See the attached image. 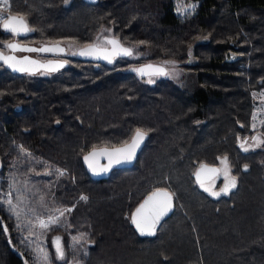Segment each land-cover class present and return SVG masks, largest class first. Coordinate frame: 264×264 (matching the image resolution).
Returning <instances> with one entry per match:
<instances>
[{
  "label": "trees",
  "instance_id": "1",
  "mask_svg": "<svg viewBox=\"0 0 264 264\" xmlns=\"http://www.w3.org/2000/svg\"><path fill=\"white\" fill-rule=\"evenodd\" d=\"M181 3L195 11L181 16ZM4 15H24L36 30L13 37L21 42L71 47L109 34L141 62L175 61L180 72L141 77L131 71L136 64L122 62L127 56L109 63L75 54L60 70L35 74L0 62V189L14 177L27 207L39 213L75 205L71 227L47 232L55 264H264V147L243 152L237 144V136L264 134V125L246 134L253 93L264 89V0H10ZM10 36L0 28V42ZM137 103L150 125L141 126L149 137L136 162L91 178L83 154L129 140L133 124L126 123ZM115 127L123 133L105 137ZM224 155L236 187L213 197L192 171L202 162L218 166ZM164 177L175 192L174 210L155 235L141 236L131 212L165 187L156 183ZM17 232L0 205V264H31ZM80 232L91 243L70 246L69 233ZM54 236L62 237L63 260L56 259Z\"/></svg>",
  "mask_w": 264,
  "mask_h": 264
},
{
  "label": "snow or ice",
  "instance_id": "2",
  "mask_svg": "<svg viewBox=\"0 0 264 264\" xmlns=\"http://www.w3.org/2000/svg\"><path fill=\"white\" fill-rule=\"evenodd\" d=\"M64 4L67 5L70 0H63ZM195 4H189L186 7L181 3L177 7V12L181 15H191L195 11ZM10 9V0H0V28L4 32L10 33L13 37L27 35L28 33L36 31L34 28L28 25L27 19L24 15H3ZM103 32L110 33L111 29H102ZM206 39V37H205ZM2 49L0 50V62L11 68L13 71L20 73L35 74L38 69H45L47 72H54L58 68H63L65 61H53L48 60L47 62H41L36 59H32L29 56L18 57L15 55L16 52H64V48L60 47V42L57 41L54 46H41V47H30L27 45H21L17 42L3 41ZM146 41H139L138 45L145 44ZM137 45V46H138ZM71 46V45H70ZM4 50H9L12 54H6ZM191 51V46H190ZM81 56H95L98 59H104L111 63L117 56H132L134 55V50L131 47L125 46L118 36H108L105 35L102 39L98 36L95 41L90 44H86L83 48L79 49L78 53ZM175 61H164V64H172L175 66ZM131 71L137 73V75L143 77L148 75L150 77L155 76H167L171 72H175V68L168 70L160 65H143L139 68H133ZM43 74V73H42ZM179 73H176L178 75ZM148 83H153V79H149ZM257 93H253V97L256 98ZM262 101H264V93H260ZM260 111L264 112V103L260 105ZM258 112L254 111L252 114L253 123L251 125L252 129H256V123ZM59 123V121H56ZM264 125V121H261ZM244 127V125H241ZM148 132L142 130L141 128H136L135 132L131 136V140H125L121 147L113 148L112 150L101 149L97 152L95 147L93 151L88 152L84 155V161L88 164L90 171L93 174L106 173L116 165L130 162L136 154L137 149L141 146L142 142L147 137ZM262 135H253L250 138L245 136L243 138L237 136V144L241 151L248 152L250 150L264 147V139ZM251 141V142H249ZM21 154H28L23 146H20ZM30 155V154H28ZM99 155H104L108 163L105 165H100L98 163L97 157ZM220 161V167L209 166L205 163H200L199 167L193 172L196 177L195 183L199 185L205 192L210 196L218 197L220 195H228L231 189L236 187V177L231 175L232 166L227 155L217 157ZM244 170H247L248 165L243 166ZM59 175L63 176L65 174L64 170H57ZM211 173L213 175H222L224 177L223 187L219 191L213 190L212 186H208L205 183L204 175ZM15 191L14 185L10 186ZM6 199H0V205L7 206V211L16 218L17 221H21L22 209L19 205L24 202L25 197L23 195L16 197V203L13 202L12 193L9 192L5 194ZM174 193L169 192L166 188H155L144 198L143 202L140 203L130 215L131 223L135 226L137 232L140 235L153 236L156 234L157 225L160 224L161 220L168 215L169 212L173 210V197ZM81 201H87L88 197L86 195H81L79 197ZM41 206L43 207V198L41 197ZM75 207V205H73ZM72 208H52L49 210L51 214L46 217L43 214H37L35 208H29L28 211L33 214L34 219H28L23 222V225L18 223L17 227L26 226L29 229V236L35 235L33 229L39 228L43 234L47 232L55 231L61 226L71 227V225L66 224V214L72 212ZM5 231L7 228L5 227ZM87 233H81L79 236H73V246L79 245L83 248L84 243H91L87 240ZM27 239V237H26ZM61 236H54L52 238L53 245L55 247V256L57 260H63L66 252L65 248L61 243ZM83 242V243H82ZM34 252V264H50V257L48 251L41 245H37ZM87 255V251H84ZM27 264V261L25 262ZM77 264L79 262L77 261Z\"/></svg>",
  "mask_w": 264,
  "mask_h": 264
},
{
  "label": "rangeland",
  "instance_id": "3",
  "mask_svg": "<svg viewBox=\"0 0 264 264\" xmlns=\"http://www.w3.org/2000/svg\"><path fill=\"white\" fill-rule=\"evenodd\" d=\"M4 15V14H3ZM5 16V15H4ZM105 35H108V36H111V35H109V34H100L99 35V37L102 39ZM96 37H98V35L96 36ZM13 39H15V38H13V36L11 35L10 37H7L6 39H5V41H11V40H13ZM18 41H20L19 39H18ZM77 44V45H76ZM80 44H78V43H73V44H71V47H69L68 48V55L67 56H65L66 57V59H68V57H74V54L73 53H75V50H76V48H78V46H79ZM4 51H8V50H4ZM32 54H35V55H37L38 56V54L37 53H32ZM121 60V59H120ZM122 62L123 63H126V64H139V63H142L141 61H140V58H139V53H137V52H134V55H132V56H127V58H124L123 60H122ZM138 62V63H137ZM135 65V66H136ZM165 66H166V68L168 69V70H172L173 69V67L175 68V72H171V74H169L170 76H174V77H177V75H176V73H179L180 74V72L178 71V66H171V67H169L170 65H168V64H164ZM254 93H257V96H256V98H254L255 99V102H254V105H253V108H252V111H251V117H252V114H253V112L254 111H257L258 112V117H257V120L255 121V123H256V129H259V128H261V126H262V124H261V121H264V112H261L260 111V105L262 104V103H264V101H262V99H261V97L259 96V94L260 93H264V89L262 88L261 90H259V91H257V92H254ZM111 95V94H110ZM110 95H108V99H110L111 101H114L115 99L114 98H112L111 99V96ZM115 103V102H114ZM134 107V109H135V111H134V114H133V119H130L129 121H127V125L128 124H130V126L132 125V129H133V131H134V129H136V128H141V126L142 127H147V126H149L150 125V120H149V116L148 115H146L147 114V111H146V109L147 108H145V106L144 105H141L140 103H137L135 106H133ZM146 113V114H145ZM98 118V120H101V118H99V117H97ZM252 123H253V120L251 119V125H252ZM125 125V124H124ZM251 125H250V127H249V129L247 130V132H246V134H248V135H250L251 134V132L252 131H255L254 129H252V127H251ZM126 128H127V126H125ZM121 128V127H120ZM120 128H117V127H115L114 129L115 130H112V132H106V135H105V137H107L108 135H110V136H115V137H117L119 134H122L123 132L122 131H120ZM121 129H123V128H121ZM142 129V128H141ZM133 131H132V133H133ZM132 133L130 134L129 133V138L131 137V135H132ZM258 134H261V133H256V135H258ZM262 139H264V136L262 135V137H261ZM249 142H251V141H249ZM154 158L155 157H153V165L154 166H157L158 164H157V162L156 161H154ZM157 160L159 159L158 157L156 158ZM137 160V159H136ZM161 160V159H160ZM162 160H165V159H162ZM166 161V160H165ZM151 163V162H150ZM162 165H164V162H163V164ZM218 165H220V161H219V163H218ZM221 166V165H220ZM160 167H162V166H160ZM219 167V166H218ZM152 168H155V167H152ZM192 172H194V169H193V171ZM231 175H233L232 174V171H231ZM234 176V175H233ZM156 183H160V184H162V185H165V188H167V189H169L172 193H174L175 194V192L172 190V188H171V186H170V184H169V180H168V178L167 177H164V178H159V181H157ZM223 184H224V177L222 176V175H217L216 177H214L211 181H209V182H207L206 183V185H208V186H212L213 187V190H215V191H219V189L221 188V187H223ZM12 185H14V188H15V191H13V188L12 187H10V186H12ZM163 187V186H162ZM232 190V189H231ZM9 192H11L12 193V197H13V202L14 203H16L17 201H16V197L17 196H20V195H22V192H21V190L18 188V186H17V184H16V181H15V178L14 177H9L8 178V181H7V184H6V188H4V189H0V199H6L7 198V196L5 195V194H7V193H9ZM82 195V194H81ZM83 195H85V194H83ZM174 197H175V195H174ZM175 200V199H174ZM4 208H5V210H6V212H8L7 211V206H4V205H2ZM174 206H175V201H174ZM73 208V206H54L53 208ZM19 208L20 209H22L23 211H22V218H21V221H17L16 220V218L13 216V218H14V220H15V226L17 227V224L18 223H20V224H22L23 225V222L24 221H26V220H28V219H34L35 217L33 216V214L31 213V212H29L28 211V207H27V205H26V201H24L23 203H21L20 205H19ZM52 209V208H51ZM174 210V209H173ZM173 212V211H172ZM9 213V212H8ZM37 214H43L45 217L47 216V215H49V214H51L50 212H44V213H39V212H36ZM10 214V213H9ZM172 214V213H171ZM170 214V215H171ZM11 215V214H10ZM169 215V216H170ZM68 214H66V224H67V220H68ZM68 225V224H67ZM60 228H62V229H67L68 227H65V226H61ZM17 229H18V232H17V234H18V239H19V243L21 244V246H22V249L21 250H25V251H27L28 252V254H29V260H30V263L31 264H34V252H33V249H35L36 247H37V245H41V246H43L47 251H48V253H49V257H50V264H55L52 260H51V249L49 248V244H48V241H47V233L46 234H43L42 232H41V230L39 229V228H36V229H33V232L35 233V235H32V236H29V229H28V227H26V226H21L20 228H18L17 227ZM67 231V230H66ZM81 233H83V232H80V233H77V234H72V233H69V244H70V246H72L73 245V241H72V237L73 236H79ZM26 237H27V239H26ZM83 243V242H82ZM63 245V244H62ZM54 246V245H53ZM55 248V247H54ZM84 248V247H83ZM79 262V261H78ZM80 263V262H79ZM76 264H77V262H76Z\"/></svg>",
  "mask_w": 264,
  "mask_h": 264
},
{
  "label": "water",
  "instance_id": "4",
  "mask_svg": "<svg viewBox=\"0 0 264 264\" xmlns=\"http://www.w3.org/2000/svg\"><path fill=\"white\" fill-rule=\"evenodd\" d=\"M88 1H90V2H94V1H96V0H88ZM14 16H16V15H14ZM9 42H17V43H19V44H21V45H27V46H30V47H41V46H44V45H47V46H50V47H51V46H54V45L56 44V42L27 43V42H20V41H18L17 39H13V40H11V41H9ZM88 44H90V43H88ZM85 45H86V44H85ZM85 45L79 46V47L76 49V53H78L79 49L83 48ZM59 46L62 47V48H64V52H56V51H52V52H39V53H47V54L62 55V54H64L65 51H66V45H65L64 43H61V42H60V45H59ZM125 46H126V45H125ZM127 47H128V46H127ZM0 50H1V49H0ZM32 53H37V52H31V53H29V52H22L21 54L18 53V52H16L15 55L18 56V57L29 56L30 58H32V59H36V60H39V61H41V62H47L48 60H53V61H57V60H59V61H65V62H66V60H64V59H62V58H53V59H45V60H41V59H39L38 57L32 55ZM6 54H12V53H10V51L8 50V51L6 52ZM76 56H77L79 59H82V60H85V61H106V60H104V59H98V58H96L95 56H88V55L81 56V55H79V54H76ZM106 62H108V61H106ZM148 64H151V65H160V66H163L164 68H166V66H165L164 64L159 63V62H154V61H145V62L139 63L135 68H139V67H141V66H143V65H148ZM65 65H66V63L64 64V66H65ZM10 69H11V68H10ZM60 69H62V68H58L57 70H60ZM166 69H167V68H166ZM11 70H12V69H11ZM57 70H56V71H57ZM12 71H13V70H12ZM40 71L47 72L45 69H38V70L36 71V73H38V72H40ZM14 72H16V73H20V72H17V71H14ZM54 72H55V71H54ZM136 74H137V73H136ZM138 76H139V75H138ZM145 76H148V75H144L143 77H145ZM132 135H133V134H132ZM148 137H149V134L147 135V137L145 138V140L142 142L141 146L137 149L135 156L133 157V159H132L130 162H128V163H123V164H120V165H116V166H114L112 169H110V170H109L108 172H106V173L93 174V173L90 171V169H89V167H88V164L85 163V161H84V155L87 154L88 152L93 151V148H91L90 150H88L86 153L83 154V156H82V163H83V166L85 167V169L87 170V172L89 173V175H90L91 178H93V179H104V178H107L113 169H117V168H128V167L133 166V164L136 162V159H137V157H138V154L140 153V151L142 150L143 146L145 145V143H146ZM130 140H131V138H130L128 141H130ZM121 146H122V144H120V145H115V146H99V147H95V149H96L97 152H100L101 149H107V150L110 151V150H112L113 148H118V147H121ZM97 160H98V163H99L100 165H105V164L108 163V160H107V158H106L104 155H99V156L97 157ZM205 164L209 165L210 167H211V166L218 167L217 165H215V164H211V163H205ZM198 167H199V166H198ZM195 170H196V169H195ZM215 176H217V175H213V174H211V173H208V174L204 175L202 178H204L205 183H207V182H209L211 179H213ZM193 177H194V179L196 180V177H195L194 175H193ZM159 188H165V187H159ZM166 189H167V188H166ZM153 190H154V189H153ZM167 190H168L169 192H171L169 189H167ZM150 192H151V191H150ZM148 194H149V193H148ZM148 194H146V195L144 196V198H145ZM144 198H143V199H142V200L136 205V207H137L140 203L143 202ZM136 207H135V208H136ZM135 208H134L132 211H134ZM173 209H174V197H173ZM172 211H173V210H172ZM172 211L169 212L168 215L165 216V217L161 220V222H162L165 218H167V217L172 213ZM131 213H132V212H131ZM161 222H160V223H161ZM132 225H133V224H132ZM159 225H160V224L157 225V228H158ZM3 226H4V222H3ZM133 226H134V225H133ZM4 228H5V227H4ZM134 228H135V226H134ZM135 230H136V228H135ZM136 231H137V230H136ZM137 233H138V232H137ZM138 234H139V233H138ZM139 235H140V234H139ZM141 236H142V235H141ZM143 236H148V235H143Z\"/></svg>",
  "mask_w": 264,
  "mask_h": 264
},
{
  "label": "flooded vegetation",
  "instance_id": "5",
  "mask_svg": "<svg viewBox=\"0 0 264 264\" xmlns=\"http://www.w3.org/2000/svg\"><path fill=\"white\" fill-rule=\"evenodd\" d=\"M21 42V41H20ZM66 45V44H65ZM68 46L66 45V51H65V53L64 54H62V55H56V54H47V53H37L38 54V56L37 55H35V54H32V55H34V56H36V57H38L39 59H41V60H45V59H53V58H62V59H64V60H66L67 61V59H66V57L65 56H67L69 53L67 52L68 51ZM77 49V48H76ZM5 52H7V51H5ZM18 53H22V52H18ZM75 53H76V50H75ZM138 65V64H137ZM136 65V66H137ZM135 66V67H136ZM146 78L148 77V76H145ZM253 135H256V133H253ZM253 135H251V136H253ZM250 136V137H251ZM249 137V138H250ZM219 167H220V165H218ZM216 177V176H215ZM212 180V179H211ZM210 180V181H211Z\"/></svg>",
  "mask_w": 264,
  "mask_h": 264
}]
</instances>
